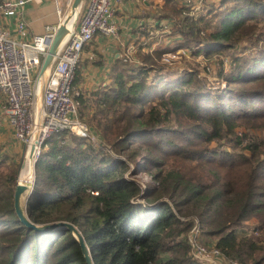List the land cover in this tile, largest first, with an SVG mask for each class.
<instances>
[{"label":"trees","instance_id":"obj_1","mask_svg":"<svg viewBox=\"0 0 264 264\" xmlns=\"http://www.w3.org/2000/svg\"><path fill=\"white\" fill-rule=\"evenodd\" d=\"M220 1L216 7L205 0L193 17V3L166 0L159 22L182 39L154 54L141 49L139 63L119 59L93 103L82 100L76 77L81 116L87 120L95 105L88 123L101 130L103 147L70 131L42 145L27 216L38 225L72 223L94 264H202L189 242L197 224L228 259L264 264V0ZM185 48L220 58L217 72L227 86L214 93L196 71H167L163 56ZM215 142L224 146L220 153L210 148ZM120 156L157 185L144 189L125 178L129 165ZM4 165L0 264H87L70 231L42 233L20 222L18 169ZM249 221L250 234L241 231Z\"/></svg>","mask_w":264,"mask_h":264},{"label":"built area","instance_id":"obj_2","mask_svg":"<svg viewBox=\"0 0 264 264\" xmlns=\"http://www.w3.org/2000/svg\"><path fill=\"white\" fill-rule=\"evenodd\" d=\"M28 0H0V91L5 95L4 108L10 128L15 137L27 150L34 140L36 126L40 118L38 109L41 78L40 69L45 55L54 43L58 27L50 26L43 36H34L27 42L13 39L1 22L2 18L15 16L18 34L25 38L27 25L21 10ZM73 0H69L72 7ZM113 0H87L78 11L73 30L66 37L52 68L48 71L46 96L41 136L35 161L41 154L42 145L54 134L70 131L93 145L102 140L82 120L80 103L74 82L76 72L83 59V50L91 44L97 35L115 37L118 27L114 19ZM63 22V21H62ZM170 63V60H166ZM99 143V144H97ZM103 144V143H102ZM190 233L189 242L196 260L204 264H240L230 260L217 247H205L200 238V226L197 224Z\"/></svg>","mask_w":264,"mask_h":264},{"label":"crops","instance_id":"obj_3","mask_svg":"<svg viewBox=\"0 0 264 264\" xmlns=\"http://www.w3.org/2000/svg\"><path fill=\"white\" fill-rule=\"evenodd\" d=\"M165 1L113 0L115 11L113 21L117 24L118 34L115 37L97 35L94 41L86 45L83 50V59L75 82L76 89L82 93L83 101L93 103L95 99L93 96L98 93V90L112 83L111 72L119 59H130L133 62L141 49L147 54H154L160 39H163V43L166 42V44L170 42L168 32H163L161 29L151 30L152 23L160 21L159 12L165 7ZM70 11L69 0H28L21 10L28 29L25 38L17 32L15 16L2 18L1 22L13 39L27 42L34 36H43L50 26H60ZM159 42L162 43V41ZM152 43L154 44L150 46ZM5 105V95L0 91V164L4 163V167L8 168L7 163H13V158L19 159L25 155L24 162H26L28 152L23 150V145L16 140L15 132L10 128L6 114L3 112ZM90 108L92 112L85 115L86 117H91L95 112L94 104H90ZM252 222L254 225L255 222Z\"/></svg>","mask_w":264,"mask_h":264},{"label":"rangeland","instance_id":"obj_4","mask_svg":"<svg viewBox=\"0 0 264 264\" xmlns=\"http://www.w3.org/2000/svg\"><path fill=\"white\" fill-rule=\"evenodd\" d=\"M206 1L207 2H210V3H214L216 7L219 5V3H221L220 0H206ZM179 2H180V4L182 6H183V3H185L187 5L193 3L192 11L190 13V15L193 16V17H198L201 14L202 10L204 9L205 5L207 4L205 2V0L204 1L201 0L199 2H197V0H179ZM159 13L162 14L161 11ZM156 26H159V27L157 28ZM154 29H161L163 32H166V33L168 32L170 34V37H169L170 38L169 39L170 42L166 44V42L163 43L164 42L163 39H160L159 41H162V43H160L159 41L157 42V47L155 48L156 49L155 51H157L159 49H167V48H170V47H174L175 44H176V42H177V40L182 39L181 37H179L177 35H173L171 33V29L172 28H171V25H170V23L168 21H161V22L156 21L155 23H152L151 30L154 31ZM149 35H150V33H149ZM167 42H168V39H167ZM153 44L154 43L150 44V46H152ZM244 45H245L244 43H241L239 46H237L236 49H233V50L238 52V51L241 50L240 47L241 46H244ZM148 53H149V51H148ZM168 59L170 60V63L169 62H166V60H168ZM219 60H220V58H218L217 56H215V57H213L211 59H209V58H207L205 56H203V57L202 56L201 57H194V55H192L191 51L189 49L185 48V49H179V50H176V51H168V53H166L163 56V58L161 60V63L166 66L165 69L167 71H170V70H178L181 74H184L186 70L198 72L199 78L202 79L203 81L204 80L205 81L207 80V82L209 83V86L213 89V92L216 93V92L221 91L222 89H224L227 86V83L222 78L219 77L218 72H217L218 71V64L220 62ZM136 62L137 63L140 62V60L138 59V57L136 58V60H133L132 63H136ZM225 66L226 67H229L228 60L227 59L225 60ZM111 79H113V78H111ZM77 93H79V92H77ZM81 108H82V105L80 104V110H81ZM95 111H96V107H95ZM80 114H81V111H80ZM88 119H89V117H87V120H86V118L83 119V117L81 116V120L88 127L91 128V130L93 131V134L95 136L97 135L98 137L101 138V136H102L101 130L98 131L95 128L91 127V125L88 123L89 122ZM243 133L244 134L246 133L245 130H241V131L238 132L239 138L240 137H243V135H244ZM255 137H256V135L254 134V132H251V135H248L247 138L248 139L250 138V139L253 140V139H255ZM248 139H246V142L243 143L244 146H247L248 145L247 144L248 143V141H247ZM97 144H99V143H97ZM95 146L97 148H100V147H103L104 145L101 143L100 145H95ZM22 147H23V150L25 152H28L29 153V150L27 151V148L26 147H24V146H22ZM223 147L224 146H222L220 143H216V142L215 143H212L210 145V148L214 152H217V153H220L223 150ZM229 150L232 151V152L234 151V149L231 148V147L229 148ZM120 158L122 159V161L127 162L128 165H129V169L125 173V178L130 179V180H134V181L137 180L143 186L144 189H146V187L148 185H155V186L157 185L156 182H153V178H151V176L146 175L144 173H138V174H136V163L134 161H132V159H130L128 156H120ZM13 159H14L13 160L14 161L13 163L12 162H8L7 163V164H9L8 165L9 167L8 168L6 167V169H8L9 171H12L13 169H18V176H19L20 171L25 170V167H26L25 164L23 163L24 162V159H25V155H24L23 158H19V159L13 158ZM27 166H28V171L30 172L29 164ZM170 169H172V166H171ZM168 171H169V168H168ZM24 177H29V173H28L27 176H24ZM33 177H35V172H34V174H32V178ZM26 197H28V194H27ZM186 219L187 218L182 217V220L186 221ZM252 226H253V222L252 221L246 222L244 224V226L241 228L242 229L241 231H245V233L250 234L252 232V230H253L251 228ZM191 234H192V232H191ZM243 235L244 234H242L241 236H243ZM256 235H257V233H256ZM200 238H201L202 243H204V246L205 247H207V248L208 247L215 248V242H216L215 240L216 239L209 238V237H207V238L204 237L203 234H202V231L200 233ZM202 264H204V263H202Z\"/></svg>","mask_w":264,"mask_h":264},{"label":"water","instance_id":"obj_5","mask_svg":"<svg viewBox=\"0 0 264 264\" xmlns=\"http://www.w3.org/2000/svg\"><path fill=\"white\" fill-rule=\"evenodd\" d=\"M84 0H73L72 2V7L70 13L65 17L63 20L62 26L59 28L58 32L55 35L54 38V43L51 46L50 50L47 52L45 55L44 62L42 64V67L39 72V76L41 78V86L39 90V100H38V109L40 111V118L38 120V124L36 126V132L34 136V140L31 144V154H30V160L31 164L33 165V174L35 172V166H36V161H35V155L36 151L38 148V141L41 136V114L42 110L44 107V101H45V96H46V85H47V75L48 71L52 68L56 57L58 55V52L60 48L62 47V44L64 43L66 37L70 34L71 30L68 28V22L72 16H75L77 18L78 11L82 7ZM76 21V19H75ZM76 23V22H75ZM47 73V74H46ZM27 153V152H26ZM25 153V154H26ZM17 185L15 188V193H14V199H15V212L17 214V217H19L20 222L27 227L28 229H34L37 232H42V233H49V231H56V230H64V231H70L71 233L74 234V236L77 238L81 249L83 250L84 256L86 257L87 264H94L92 261L91 253L90 250L88 249L85 240L82 236V234L78 231L76 226H74L70 222H57V223H52L49 225H38L35 224L34 222H31L29 217L27 216V204L29 201V195L31 191L34 189L35 186V177H31L29 181L18 178L16 179ZM28 194V197H26Z\"/></svg>","mask_w":264,"mask_h":264},{"label":"bare ground","instance_id":"obj_6","mask_svg":"<svg viewBox=\"0 0 264 264\" xmlns=\"http://www.w3.org/2000/svg\"><path fill=\"white\" fill-rule=\"evenodd\" d=\"M75 19H76V17L75 16H72L71 18H70V20H69V24H68V28L72 31L73 30V28H74V26H75ZM47 74V73H46ZM31 148L32 147H30V149H29V153H28V156H27V158H26V162H24V164H25V170H22V171H20V174H19V178H21V179H24V180H27V181H29L30 180V178L32 177V174H33V165L31 164V160H30V154H31ZM29 164V169H30V172L28 171V165ZM24 167V166H23ZM28 173H29V177H24V176H27L28 175ZM24 175V176H23Z\"/></svg>","mask_w":264,"mask_h":264}]
</instances>
